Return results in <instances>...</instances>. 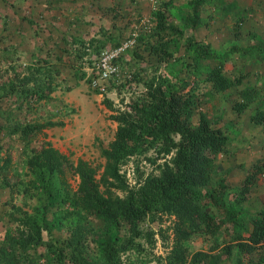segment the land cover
I'll return each mask as SVG.
<instances>
[{
    "label": "rangeland",
    "instance_id": "1",
    "mask_svg": "<svg viewBox=\"0 0 264 264\" xmlns=\"http://www.w3.org/2000/svg\"><path fill=\"white\" fill-rule=\"evenodd\" d=\"M19 22L27 25L31 36L26 46L19 42L23 30L15 29ZM7 45L16 47L20 56L3 53ZM256 46L264 48V0H211L196 9L194 0H0V94L8 98L14 75H34L25 65L31 50L36 56L61 58V72L52 70L40 79L51 87L49 97L15 113L16 121L0 116V123H23V113L28 112L25 122L43 127L31 133L38 151L27 153L38 154L49 144L62 154L55 165L65 172L63 177L56 175L45 195L29 184V169L19 164L20 142L15 136L0 137V155L12 156V165L20 171L17 178L23 181L11 190L0 188V264H100L106 244L121 250L116 264H168L177 228L172 210L152 207L140 221L137 237L121 224L105 223L83 209L79 217L69 218L66 212L81 191L78 175L67 164L88 161L98 172L104 195L113 198H125L145 179L159 176L160 165L173 153L150 148L124 161L117 178L104 179L100 150L115 136L117 122L111 114L123 110L130 98L141 97L151 84L173 88L183 79L186 90L192 88L194 122L202 116L227 137L209 183L197 189L208 195L206 204L223 222L232 214V224L224 223L215 236L193 233L182 243L189 253L217 251L233 241L236 233L230 226L246 234L251 229L248 214L264 213V175L255 178L244 200L236 195L250 166L264 162L262 126L250 121L256 106L264 109V55L243 51ZM201 47L223 55L222 62L217 57L199 58L194 66L193 49ZM106 56L113 71L103 78ZM219 64L227 77L241 83L224 91L211 89L203 78ZM33 84L37 83L31 80L28 86ZM245 88L259 94L237 112L233 105ZM16 104L9 106L16 110ZM51 122L55 125H48ZM13 176L10 170V181ZM239 257L234 247L221 264H237ZM249 259L247 264H264L257 253Z\"/></svg>",
    "mask_w": 264,
    "mask_h": 264
},
{
    "label": "trees",
    "instance_id": "2",
    "mask_svg": "<svg viewBox=\"0 0 264 264\" xmlns=\"http://www.w3.org/2000/svg\"><path fill=\"white\" fill-rule=\"evenodd\" d=\"M208 1L211 0H194L195 9ZM17 25L15 29L23 30V34L19 35V42L26 46L31 41V36L26 34L28 27L26 24L22 26L20 22ZM104 45L105 43L102 47ZM1 51L12 52V55L18 56L21 54L11 45L3 47ZM243 51L264 55V48L259 46ZM192 57L196 66L199 58L217 57L221 63L224 56L201 47L197 50L193 49ZM55 58L57 61L49 58L48 53L40 57L36 56L34 50L29 52L26 57L28 63L25 65H27L26 69L34 75H26L22 78L14 75L9 83V90L6 91L8 98L3 93L0 94V116L6 115L9 120L16 121L13 118L15 113L32 109L34 101L49 97L51 87L47 86L44 80L40 82V79L52 70L56 74L61 72L59 68L61 58L60 56ZM203 79L210 83L214 91H224L241 83L237 77H227L220 64L208 69ZM31 80L37 84L28 86ZM187 84L184 79L179 80L178 86L173 88H167L162 84L155 86L151 84L141 97L130 98L129 102L124 104L123 110L110 115L111 119L117 122V128L113 140L107 147L100 150L105 160L102 178H117L119 166L124 161L150 148L166 155L173 153L170 160L160 165V175L145 179L137 191L131 192L125 198L118 196L113 198L104 195L100 188V181L97 179L98 172L88 161L79 159L76 164L69 162L67 168L76 173L80 179L81 195L77 201L70 204L71 208L66 215L72 219L77 218L80 216V210L83 209L105 223L121 224L131 237H137L140 221L146 217L152 207L160 206L162 209L172 210L177 219L175 242L170 250L168 264H221L231 257L234 247L237 248L240 256L237 264H247L251 261L249 257L254 253L259 255L258 261L264 263V213L248 214L251 229L246 234H242L233 225L230 226L231 231L236 233L233 241L223 245L217 251L212 248L207 251L199 250L189 253L182 243L193 233L204 232L215 236L224 223L232 224H229L232 214L226 218V222H223L222 218L220 219L211 211L210 205L206 204L208 195L197 189L209 183L216 156L226 146L227 137L202 116L194 122L193 92L192 88L186 90ZM13 94L17 95L18 99L13 98ZM258 94L259 92L253 88L243 89L239 94L240 99L235 101L233 108L237 112L243 111ZM10 102H17L16 110L10 108L12 107L9 106ZM27 113H23V123L2 121L0 137L15 136L21 144L20 156L23 157L19 164H25L31 174L29 184L34 189H42L44 194H49L56 175L59 174L62 177L65 175L64 169H57L55 165L59 163L58 158L61 159L63 156L49 144L46 148H41L38 154L27 153V151L33 153L38 151L32 145L31 133L43 127L41 124L25 122ZM250 121L262 126L261 131L264 136V109L256 106L250 115ZM48 125L55 124L51 122ZM12 162L10 154L0 155V188L9 186L11 190L23 183L17 178L20 175L18 167L14 168ZM10 170L11 172L13 170V175L16 176V178L13 176L12 181L8 178ZM260 174L264 175V162L257 160L248 169L242 184L236 188L238 201L244 200L255 178ZM115 187L120 189L121 186ZM39 230L40 228L37 227V231ZM103 249V259L100 264H116L117 253L121 250H118L119 248L113 250V246L108 244Z\"/></svg>",
    "mask_w": 264,
    "mask_h": 264
},
{
    "label": "built area",
    "instance_id": "3",
    "mask_svg": "<svg viewBox=\"0 0 264 264\" xmlns=\"http://www.w3.org/2000/svg\"><path fill=\"white\" fill-rule=\"evenodd\" d=\"M110 56H106L103 58V62H102V77H108L111 72L113 71L112 68H110Z\"/></svg>",
    "mask_w": 264,
    "mask_h": 264
}]
</instances>
